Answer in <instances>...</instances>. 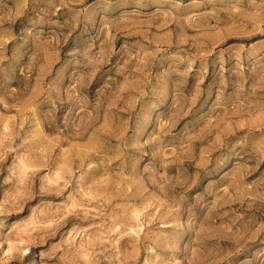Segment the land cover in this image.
I'll list each match as a JSON object with an SVG mask.
<instances>
[{
  "label": "rangeland",
  "instance_id": "1",
  "mask_svg": "<svg viewBox=\"0 0 264 264\" xmlns=\"http://www.w3.org/2000/svg\"><path fill=\"white\" fill-rule=\"evenodd\" d=\"M262 2L240 0L237 15V0H157L143 9L4 0L0 13L20 12L17 24L42 22L27 46L31 75L21 81L9 67L0 79V95L15 105L0 104V264L151 261L139 241L156 221L140 205L166 196L197 203L183 250L194 264H264ZM134 123L151 141L143 156L127 146ZM53 160L71 181L42 166ZM127 188L135 195L123 196ZM117 205L131 208L135 227L113 224Z\"/></svg>",
  "mask_w": 264,
  "mask_h": 264
},
{
  "label": "clouds",
  "instance_id": "2",
  "mask_svg": "<svg viewBox=\"0 0 264 264\" xmlns=\"http://www.w3.org/2000/svg\"><path fill=\"white\" fill-rule=\"evenodd\" d=\"M3 2L4 0H0V4ZM39 2L40 0H33V3L35 4H38ZM78 2H82V0H78ZM108 2L119 5L133 4L136 7L143 9L157 3V0H108ZM239 4L240 0H237V3L232 5L230 12L237 15L241 14L242 9L238 6ZM259 7L264 10V2H262ZM20 15V12H13L9 17L6 13H0V79L3 78L5 70L9 67L13 73V78L21 81L27 79L31 75V65L29 64V60L32 59V57L27 46L29 45L32 36L35 35L37 25L41 23L42 20L33 19L31 16H25L24 19L19 20V23L17 24L16 21ZM77 15H79V13H77ZM13 26H15V32H13ZM9 41H13L11 48L8 47ZM87 45L88 40L85 39L81 42L80 47L84 49ZM73 51L74 50H69L66 54V63L69 66H74L76 63H79L77 56L72 54ZM5 52H10L11 57L5 55ZM71 76L72 73L69 72L67 74L69 83L71 82ZM7 95L16 99V89L7 92ZM69 98L75 99L79 102V98L76 97L75 93L71 90H69ZM17 103H20V101L17 100ZM0 104H3L5 107L15 106L7 104L3 95H0ZM54 109L55 103L53 102V110ZM70 125L71 119L69 117L66 118L65 128L69 129ZM125 131H127V129H125ZM8 139L7 134H5V154L10 150L9 144L7 143ZM127 141V146L139 151L141 156L147 154L145 146L151 143V141L147 139V135L143 130V125L136 123L133 124V127L127 136ZM24 143L25 142L22 141L17 147L23 148ZM0 159L3 158L0 157ZM2 166L3 165H0V167ZM42 166L49 167L50 172L52 167L58 168L65 172L68 181H71L72 179L71 171L66 170L65 165L61 161L53 160L51 166L48 164H42ZM89 167H91V165H89ZM41 180L46 186L47 176H42ZM130 193L135 195L131 188H127L123 192V196H129ZM182 199L183 198L180 196H166L164 200L154 197L147 203L140 205L145 211L146 216H151L152 219L156 221L155 228H149L148 231L144 233V238L139 241V244L144 247V250L151 256L155 257V259H152L151 261L146 259L143 264H194V261L189 260L184 256L183 250L188 247V240H185V237L190 238V222L192 215L197 210V203L194 198L191 202L183 203ZM149 206H151L156 212H160L161 209H164V211L161 216L157 217L149 211ZM117 207H121L123 210L119 215L113 216V224H119L122 229L135 227L131 216V208L125 205H117ZM147 224L148 220L146 219V227ZM157 249H163L168 258L162 260L161 256L157 254ZM79 259L86 261L88 260V257L83 256L79 257ZM93 264H99V262L93 261Z\"/></svg>",
  "mask_w": 264,
  "mask_h": 264
}]
</instances>
